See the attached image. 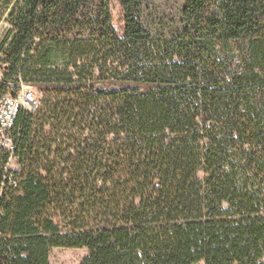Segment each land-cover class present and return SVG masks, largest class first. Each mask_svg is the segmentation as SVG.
<instances>
[{
	"label": "trees",
	"instance_id": "1",
	"mask_svg": "<svg viewBox=\"0 0 264 264\" xmlns=\"http://www.w3.org/2000/svg\"><path fill=\"white\" fill-rule=\"evenodd\" d=\"M150 1L0 0V90L42 95L0 264H264V0Z\"/></svg>",
	"mask_w": 264,
	"mask_h": 264
},
{
	"label": "built area",
	"instance_id": "2",
	"mask_svg": "<svg viewBox=\"0 0 264 264\" xmlns=\"http://www.w3.org/2000/svg\"><path fill=\"white\" fill-rule=\"evenodd\" d=\"M41 93L34 86L20 84L17 90L8 87L0 90V215L4 203H10V192L17 187L20 165L16 156L19 135L14 132L20 110L34 112L40 103Z\"/></svg>",
	"mask_w": 264,
	"mask_h": 264
},
{
	"label": "rangeland",
	"instance_id": "3",
	"mask_svg": "<svg viewBox=\"0 0 264 264\" xmlns=\"http://www.w3.org/2000/svg\"><path fill=\"white\" fill-rule=\"evenodd\" d=\"M179 0H151L150 6L152 9L166 10L178 5ZM110 11L112 14L113 24L116 29L120 30L123 25V13L119 0H109ZM2 8V6H0ZM5 14L0 19V40L5 35L8 24L5 21ZM2 79V71L0 70V82ZM27 85V84H25ZM30 86V85H27ZM10 87L15 92L16 84H11ZM87 250L84 248H52L49 254V260L52 264H80L83 258L87 255ZM264 260V256H263ZM196 264H204L202 261Z\"/></svg>",
	"mask_w": 264,
	"mask_h": 264
}]
</instances>
